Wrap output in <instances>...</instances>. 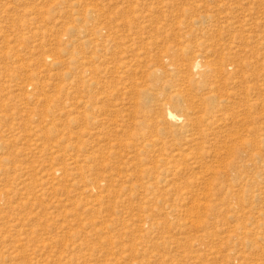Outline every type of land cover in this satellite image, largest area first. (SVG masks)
Returning a JSON list of instances; mask_svg holds the SVG:
<instances>
[{
    "label": "rangeland",
    "instance_id": "rangeland-1",
    "mask_svg": "<svg viewBox=\"0 0 264 264\" xmlns=\"http://www.w3.org/2000/svg\"><path fill=\"white\" fill-rule=\"evenodd\" d=\"M0 264H264V0H0Z\"/></svg>",
    "mask_w": 264,
    "mask_h": 264
},
{
    "label": "bare ground",
    "instance_id": "bare-ground-1",
    "mask_svg": "<svg viewBox=\"0 0 264 264\" xmlns=\"http://www.w3.org/2000/svg\"><path fill=\"white\" fill-rule=\"evenodd\" d=\"M201 65L200 64H198V62H194L193 63V65H192V70H194L195 72H196V74L198 75V74H200V69H199V67H200ZM204 67V66H203ZM203 67H201V68H203ZM203 70V69H202ZM199 72V73H198ZM203 73V72H202ZM44 98V97H43ZM166 116H167V118L168 119H170V120H172V121H176V119L178 118L177 116H176V114L174 113V112H172L170 109H168L167 108V110H166ZM228 150H231V148L229 147L228 148ZM260 157V156H259ZM105 183V182H104ZM103 186V185H102ZM99 183H96V184H93V183H91L90 184V187H89V190H91V191H96V190H98L100 187H102Z\"/></svg>",
    "mask_w": 264,
    "mask_h": 264
}]
</instances>
